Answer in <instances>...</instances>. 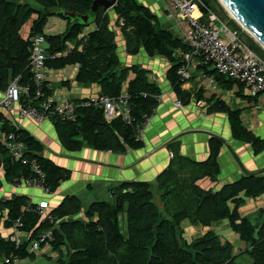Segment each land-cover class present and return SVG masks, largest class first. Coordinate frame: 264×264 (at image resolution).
I'll use <instances>...</instances> for the list:
<instances>
[{
  "label": "trees",
  "instance_id": "obj_1",
  "mask_svg": "<svg viewBox=\"0 0 264 264\" xmlns=\"http://www.w3.org/2000/svg\"><path fill=\"white\" fill-rule=\"evenodd\" d=\"M33 1L39 6L38 9L33 8L29 0H0V92L16 78L21 86L32 88L29 69L31 39L43 36L48 55L63 54L69 50L66 56L46 60V67L61 70L78 66L74 81L81 87L98 85L102 97H119L128 71L136 75L128 83L127 89L132 123L128 124L121 118L107 123L98 106H79L74 122H52L64 148L78 151L88 146L96 151L124 153L127 149L143 147L142 141L136 140L134 130L144 117L151 115L152 109H156L160 90L149 82L146 72L137 66L129 69L121 67L115 31L107 13L99 9L98 18L92 25L95 29L87 34L83 35L89 27L61 18L67 21V30L62 34L50 35L44 29L48 19L56 15L57 10L84 15L93 0ZM201 2L203 22H207L208 12H212L232 31H237L240 39L264 60L262 48L229 19L217 0ZM113 11L129 55H137L144 50L150 57L163 56L176 62L170 73V81L174 92L182 97L181 81L177 75L181 62L173 56L177 49L187 53V46L135 0H117ZM33 15L36 18L32 21L28 37L24 39L20 35L21 27ZM1 48L6 49L12 57L11 70L6 68ZM201 69L213 76L223 89H231L234 85L240 89L244 87L218 74L210 65ZM62 84L70 86V82ZM52 94L53 91L46 86L45 95ZM84 101L77 102L81 104ZM213 106L215 110L229 116L232 135L236 140L251 145L256 154L264 150V140L256 138L242 125L240 110H232L222 102L213 103ZM1 129L17 135L24 146L22 159L26 161L14 160L7 148L0 144V168L5 171L7 182L36 178L31 168L32 162L39 166L44 185L50 189V193H54L62 182L69 179L65 169L41 156L43 145L29 133L9 126L7 121H3ZM211 145V156L205 163L176 159L154 184L122 183L113 188L110 201L88 204L84 213L88 221L76 218L84 211L82 201L76 196L64 198L51 212L57 218L56 227L40 220L35 213L36 205L29 199L13 196L0 202V211L7 212L5 226L9 229L16 220H20V231L30 234V240H37L41 232L51 230L54 235L52 249L59 253L55 264H238L236 259L242 254L251 258V264H264V209L246 217H240L238 213L244 205V199H254L264 194V177L248 175L218 192L204 191L198 182L205 177L213 179L218 173L220 142H212ZM242 193L243 198L240 197ZM185 220L204 227L227 220L246 248L234 256L232 244L222 243L211 231L188 243L181 227ZM30 240L18 246L0 236V264L6 259L13 263L15 259L33 258L35 253L28 251Z\"/></svg>",
  "mask_w": 264,
  "mask_h": 264
},
{
  "label": "crops",
  "instance_id": "obj_2",
  "mask_svg": "<svg viewBox=\"0 0 264 264\" xmlns=\"http://www.w3.org/2000/svg\"><path fill=\"white\" fill-rule=\"evenodd\" d=\"M135 1L156 16L160 24L173 36L181 37L182 28L179 22L168 16L169 6L166 0ZM107 15L115 31L121 67L129 69L137 66L146 72L149 82L160 90L158 105L144 126L143 147L137 150L127 149L124 153L96 151L88 146H83L78 151H70L60 142L53 123L43 122L37 125L28 118H20L17 108L11 111L0 109V128L3 121H7L9 126L19 127L29 133L43 145L41 156L69 173V179L62 182L53 194L46 196L39 188L13 187L6 181L5 171L0 168V202L13 196H23L36 205L44 198L49 204L50 211H53L64 198L76 196L82 201L84 209L76 218L88 221L84 216L88 204L110 201L113 188L122 183L154 184L176 159L196 164L205 163L211 156V144L216 141L220 142L217 156L218 173L213 179L205 177L198 182L204 191L218 192L248 175L264 177V150L256 154L251 145L236 140L232 135L229 116L215 110L213 106V103L222 102L232 110H240L242 125L256 138L264 140V95L252 98L244 87L240 89L236 85L231 89H223L213 76L207 75L201 69L202 66H196L190 70L189 80L180 79L183 96L179 97L170 81V73L176 62L163 56L150 57L144 50L137 55H129L126 51L125 38L120 27L116 26L118 18L113 9L108 11ZM32 18L33 21L36 16L33 15ZM62 23L63 31L59 34L68 28L67 21ZM93 29L94 26L85 29L83 35ZM44 30L46 33V27ZM184 53L186 52L177 49L173 57L181 62ZM78 68L72 66L61 70H47L45 81L53 91L54 98H66L77 102L100 95L98 85L81 87L74 81ZM135 76L133 71H128L121 95H128V83ZM63 82H70V86H64ZM1 95L2 92L0 97ZM178 102L181 103V107L176 106ZM243 195L244 193L240 197L243 198ZM156 203L160 206L159 202ZM261 209H264V194L254 199H244V205L239 208L238 213L240 217L252 216ZM6 220L7 212L0 211V236L8 239L12 231L6 228ZM181 227L183 237L188 243L211 231L222 243L232 244L234 256L246 248L239 235L230 228L227 220L213 222L208 227L199 223L191 224L185 220ZM19 239L21 244L28 242V236L24 233L19 234ZM33 253H35L33 258H26L25 264L28 259L30 262L27 264H55L59 256L58 252L52 250ZM16 260L23 259H15L12 264Z\"/></svg>",
  "mask_w": 264,
  "mask_h": 264
},
{
  "label": "built area",
  "instance_id": "obj_3",
  "mask_svg": "<svg viewBox=\"0 0 264 264\" xmlns=\"http://www.w3.org/2000/svg\"><path fill=\"white\" fill-rule=\"evenodd\" d=\"M169 6L168 16L174 18L182 28L179 38L188 52L184 53L181 66L177 75L181 81L190 79V70L196 66L210 65L211 69L218 74L227 77L235 84H240L248 91L252 98L264 95V60L254 53L239 37L237 31H232L215 14L208 12L207 22H203V12L201 0H166ZM83 36H80L82 38ZM46 40L43 36H35L31 39L29 69L32 75V88L21 86L19 79L12 80L0 97V109L11 111L17 108L20 118H28L35 124L43 122L52 123L74 122L76 110L79 106L88 107L98 106L102 109L104 120L110 123L114 119L121 118L126 123L131 124L130 109L128 105V95L109 98L96 95L85 100L81 104L66 98H54L45 95L46 78L48 70L46 60H54L60 56H66L69 50L63 54L48 55L46 52ZM49 89V87L47 86ZM50 90V89H49ZM181 107V103L176 104ZM151 115L155 109L151 110ZM144 117L141 124L135 127V138L142 141L144 126L150 119ZM20 129L19 127H15ZM0 144L5 146L12 158L16 161L22 160L24 146L19 141L15 133H9L0 128ZM173 155L171 154V157ZM32 171L37 175L36 178L15 180L10 183L15 188H39L44 195H51L50 189L44 185V177L36 162L31 163ZM49 204L46 199L40 200L36 204L35 213L42 222H47L52 227L58 225L57 218L52 216ZM22 223L16 220L12 226V234L8 240L18 246L21 245L19 234ZM30 240V234L24 233ZM54 235L52 231L41 232L37 240H30L28 251L33 253L41 251H53L52 242ZM3 264H12L5 260Z\"/></svg>",
  "mask_w": 264,
  "mask_h": 264
},
{
  "label": "water",
  "instance_id": "obj_4",
  "mask_svg": "<svg viewBox=\"0 0 264 264\" xmlns=\"http://www.w3.org/2000/svg\"><path fill=\"white\" fill-rule=\"evenodd\" d=\"M232 19L238 23L264 51V0H217ZM117 0H93L86 14L57 10L56 15L67 19L70 23L83 27L92 26L101 8L106 13L113 9ZM6 59V68H13V60L9 52L1 48Z\"/></svg>",
  "mask_w": 264,
  "mask_h": 264
},
{
  "label": "rangeland",
  "instance_id": "obj_5",
  "mask_svg": "<svg viewBox=\"0 0 264 264\" xmlns=\"http://www.w3.org/2000/svg\"><path fill=\"white\" fill-rule=\"evenodd\" d=\"M30 2V4H31V6L33 7V8H36V9H38L39 8V6L36 4V3H34V1L33 0H30L29 1ZM223 8V7H222ZM224 9V8H223ZM225 10V9H224ZM226 13H227V15H228V17H229V19H231V20H233L232 19V17H231V15L227 12V11H225ZM32 17H31V19L30 20H28V22H26L22 27H21V30H20V35L22 36V37H24V38H27L28 37V35H29V32H30V28H31V24H32ZM50 20H49V22H48V24H47V26H46V33L47 34H50V35H56V34H59V33H61L63 30H62V28H63V23L62 22H65V20L63 21V19H61V17H59L58 15H54L53 17H50L49 18ZM234 21V20H233ZM235 22V21H234ZM236 23V22H235ZM237 24V26L244 32V34H245V36L246 37H248V38H251L249 35H248V33L238 24V23H236ZM88 29H91V27H89ZM253 40V39H252ZM254 41V40H253ZM254 43H256L255 41H254ZM257 44V43H256ZM259 46V45H258ZM237 245H238V243L235 245V247H237ZM241 253V252H240ZM25 260L26 259H23V260H16L15 261V263L14 264H25ZM27 263H29L30 262V260L28 259L27 261H26ZM236 262L238 263V264H251V258L248 256V255H246V254H242L241 256H239L237 259H236ZM26 263V264H27Z\"/></svg>",
  "mask_w": 264,
  "mask_h": 264
}]
</instances>
